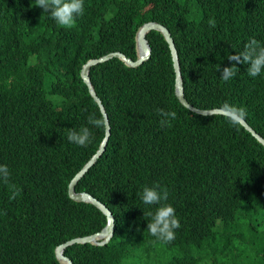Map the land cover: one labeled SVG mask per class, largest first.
<instances>
[{"label":"trees","instance_id":"16d2710c","mask_svg":"<svg viewBox=\"0 0 264 264\" xmlns=\"http://www.w3.org/2000/svg\"><path fill=\"white\" fill-rule=\"evenodd\" d=\"M84 5L76 25L65 29L35 0H0V164L11 174L10 184L0 181V264H60L55 247L70 238L75 206L70 179L105 135V126L94 128L87 147L67 140L68 129L85 125L89 113L103 117L80 70L112 51L136 58V32L144 22L170 29L190 103L242 109L264 137V72L253 78L247 65L237 64V75L224 82L217 71L232 66L227 56L250 39L264 44V0ZM146 36L153 50L143 65L115 57L90 70L111 137L79 183L84 189L98 184L95 190L122 202L139 228L123 243L116 227L107 250L122 259L91 244L69 247L67 254L75 264H264V145L231 116L185 107L175 93L168 42L157 30ZM159 108L176 112L170 125L161 126ZM155 183L169 190L181 223L169 243L150 235L137 195ZM11 184L21 190L15 199Z\"/></svg>","mask_w":264,"mask_h":264},{"label":"clouds","instance_id":"9594fccd","mask_svg":"<svg viewBox=\"0 0 264 264\" xmlns=\"http://www.w3.org/2000/svg\"><path fill=\"white\" fill-rule=\"evenodd\" d=\"M35 6H38L41 9H43V12L47 13L50 16V18H52L56 22L58 26L65 29L73 28L76 25L77 18L79 16H82L85 12L84 0H35ZM150 21H155V20H150ZM209 26L215 27L214 19L209 20ZM137 32H136V38H137ZM152 50L153 49L151 45V56H152ZM136 52H137L136 58H132L128 56L126 53L124 52L123 53L134 60L139 59L140 52L138 48L137 39H136ZM151 56L145 59L138 66H141L145 62H147L151 58ZM227 59L229 62H231L232 66L230 67L225 66L223 68H221L220 65L217 66V71L221 73L220 79L222 81L227 82L237 75V72L239 71V68L236 66L237 64L247 65L248 75L250 77L255 78L259 76L262 72H264V44H262L260 41L256 40L255 38H252L248 41V43L245 44L243 51L238 52L235 55L229 54L227 56ZM80 74H81V70H80ZM223 108L225 111L229 113H232L237 116L239 115L240 117L244 118V112L242 109H237L234 106H231L227 103L223 105ZM157 114L161 117V121H160L161 126L170 125L171 120H174L177 115L175 111H167L162 108L157 109ZM217 114H221V113H217ZM238 122L241 123L240 121ZM105 124L106 121L102 116H98L96 113H89L85 125H82L79 128L72 127L71 129H68L67 140L70 143L76 144L77 146L87 147L93 140V129L102 128L105 126ZM104 152L97 158L94 164L90 166L87 165L88 161L93 157V155L96 154L95 152L90 157V159L82 165L81 169L78 172H76L70 179L69 187H68V195L69 198L75 202V206L72 210V214L68 224V232L70 238H68L67 240L58 244L55 247L54 254L56 259L60 262V264H69V263L66 259L58 257L56 253L57 247H60L61 245L72 241L74 242L67 245L62 251L63 257L69 259L72 262V264H75V262L73 258L67 254V250L69 247H72L77 244H91L93 246L100 248L103 254L114 255L122 259L120 252L110 254L107 250L108 245L112 242V239L115 236L116 227L118 226L120 240L123 243L126 242V237L129 234L137 231L139 228L138 227L139 224L136 225L133 222L132 218L129 216V212L125 210L122 202L116 201L111 203L110 201H108V199L102 197L99 194L98 190H95V188L100 189L98 184H95L93 187H91L90 188L91 190L84 189L82 188L81 185H79L81 179L89 173L90 169L95 165V163L104 154ZM10 175L11 174L8 166L6 164H0V181H2L5 184H10ZM263 182L264 179L262 178L261 189L264 188ZM10 187L12 190L10 199H15L18 195H20L21 190L17 188V186L14 184H11ZM137 195L139 196L140 202L142 203L141 210L144 213V216L149 218L147 224V230L150 233V235L155 237L158 241L164 243H169L172 240H174L175 235L177 238L178 232L176 231V229H179L181 227V223L179 217L176 214L175 207L172 204L168 203L170 193L167 187L161 186L159 183H155L152 186L145 185L142 188V190L137 193ZM146 206L149 208V210L146 208ZM132 214L136 217V219H138V217L134 213ZM111 227L113 228V233L111 237L107 239ZM77 240H81V241H77Z\"/></svg>","mask_w":264,"mask_h":264},{"label":"water","instance_id":"95a60500","mask_svg":"<svg viewBox=\"0 0 264 264\" xmlns=\"http://www.w3.org/2000/svg\"><path fill=\"white\" fill-rule=\"evenodd\" d=\"M151 30H157L160 31L163 36L165 37L166 41L168 42L169 48L171 50V55H172V60H173V65H174V69H175V93L179 99V101L188 109H190L191 111H194L198 114H202V115H211V114H217V113H221V114H225V115H229L234 117L235 119H237L238 121L241 122V124L253 135L257 138V140L259 142H261L264 145V137L259 134L244 118L240 117L239 115H234L232 113H229L227 111L224 110V108H211V109H203V108H199L195 105H193L192 103H190L188 101V99L185 96V86H184V80H183V76H182V70H181V64H180V60H179V54H178V50L176 47V43L174 40V37L172 36V33L170 31V29L165 26L164 24H162L161 22L158 21H148L145 22L138 30L137 32V42H138V48H139V52H140V58L137 60H134L128 56H126V54H124L121 51H114V52H109L108 54L100 57V58H91L89 59L82 67L81 69V77L83 78L84 82L87 84L89 92L91 93V95L93 96V98L97 101L101 113L104 117V120L106 121L105 124V136L103 137L99 149L96 151V154L93 155V157L88 161L87 165H92L94 164V162L97 160V158L106 150L107 148V144L108 141L110 139L111 136V124H110V119L107 113V110L102 102V99L99 97V95L97 94L95 87L92 83V79L90 76V70L93 66H95L98 63L101 62H105L113 57H118L120 59H122L127 65L131 66V67H137L138 65H140L145 59H147L148 57L151 56V45L149 43V40L147 38V33ZM81 174V173H80ZM79 174V175H80ZM78 175V176H79ZM113 233V228L111 227L109 230V234L107 236V239H109L111 237ZM77 241H81V240H77ZM72 242H68L66 244L61 245L60 247H57L56 249V253L58 255L59 258H63L66 259L68 261L69 264H72V262L63 257L62 255V251L63 249L73 243Z\"/></svg>","mask_w":264,"mask_h":264},{"label":"rangeland","instance_id":"374dc122","mask_svg":"<svg viewBox=\"0 0 264 264\" xmlns=\"http://www.w3.org/2000/svg\"><path fill=\"white\" fill-rule=\"evenodd\" d=\"M263 185H264V182H263Z\"/></svg>","mask_w":264,"mask_h":264}]
</instances>
